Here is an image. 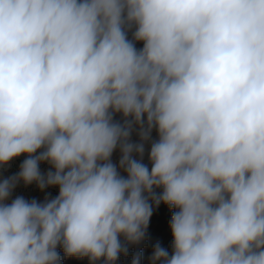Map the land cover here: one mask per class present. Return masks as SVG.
I'll return each mask as SVG.
<instances>
[{"label":"clouds","instance_id":"9594fccd","mask_svg":"<svg viewBox=\"0 0 264 264\" xmlns=\"http://www.w3.org/2000/svg\"><path fill=\"white\" fill-rule=\"evenodd\" d=\"M21 154L0 264H115L161 203L152 264H264V0H0V165ZM21 181L59 192L7 202Z\"/></svg>","mask_w":264,"mask_h":264},{"label":"rangeland","instance_id":"374dc122","mask_svg":"<svg viewBox=\"0 0 264 264\" xmlns=\"http://www.w3.org/2000/svg\"><path fill=\"white\" fill-rule=\"evenodd\" d=\"M128 38L132 39L131 32H129ZM142 46V42H136V47L138 49L142 48ZM114 119L122 122L123 117L121 114H116ZM151 136L153 140L158 138L157 132L155 130H153ZM131 141L134 143L139 142V136L136 130L132 132ZM149 150L150 143H146L143 163H145L150 169L151 163L148 159ZM120 156V150L117 148L111 157L112 162L117 166H119ZM26 158V154H21L19 157L13 158L6 165H0V180L17 175L20 171L21 164ZM39 167L41 173L43 174H46L51 169V166L47 162H42ZM118 170H120L121 175L126 176V173L122 169ZM155 191L159 193L162 191V189H155ZM58 192V186H50L46 187L44 190H41L36 183L25 185L21 181L16 185L7 202L10 203L12 199H15L18 196H22L29 201L35 199L38 202H43L45 198H55L58 195ZM174 211H176V209L170 208L164 203H161L159 206L153 205V213L150 217L144 239L139 243H128L125 241L124 237L121 236V242L127 247L128 252L126 255L121 253L118 259L115 261V264H132V260L137 253H140V264H152L150 258L152 256L154 246L157 243L167 249L171 254L173 237L170 229V220ZM57 251L61 258L60 264H92V262H90L87 257L66 256L62 247H58ZM95 264H104V260L101 259L96 261ZM157 264H159V262H157Z\"/></svg>","mask_w":264,"mask_h":264}]
</instances>
